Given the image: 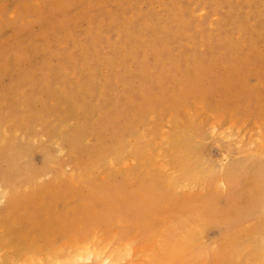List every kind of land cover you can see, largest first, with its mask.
Wrapping results in <instances>:
<instances>
[{"label":"rangeland","instance_id":"374dc122","mask_svg":"<svg viewBox=\"0 0 264 264\" xmlns=\"http://www.w3.org/2000/svg\"><path fill=\"white\" fill-rule=\"evenodd\" d=\"M263 136L264 0H0V264H264Z\"/></svg>","mask_w":264,"mask_h":264},{"label":"bare ground","instance_id":"6f19581e","mask_svg":"<svg viewBox=\"0 0 264 264\" xmlns=\"http://www.w3.org/2000/svg\"><path fill=\"white\" fill-rule=\"evenodd\" d=\"M188 132V131H187ZM264 137V136H263ZM262 137V138H263ZM174 139V138H173ZM197 139V138H196ZM172 140V139H171ZM177 141V140H176ZM170 143V142H169ZM175 143H177V142H175ZM264 143V142H263ZM171 144V143H170ZM261 144H262V142H261ZM117 145V144H116ZM120 145V144H119ZM263 145V144H262ZM167 146H168V144H167ZM261 146V145H260ZM169 147V146H168ZM167 147V148H168ZM260 148V147H259ZM262 149V148H261ZM168 151H170L169 150V148H168ZM180 152V151H179ZM179 152H177V154L179 153ZM172 153H174V152H172ZM176 154V153H175ZM181 154H182V152H181ZM241 154H242V152H241ZM168 155H171V154H168ZM224 155V154H223ZM235 156H236V154H235ZM175 157V156H174ZM173 157V158H174ZM175 159V158H174ZM173 160V159H172ZM178 160V159H177ZM182 162V161H181ZM180 162V163H181ZM173 164V163H172ZM187 165V164H186ZM204 165V164H203ZM216 166V165H215ZM221 168H222V166H221ZM220 168V169H221ZM257 168V167H256ZM232 169V168H231ZM225 170V169H224ZM252 170V169H251ZM257 170V169H256ZM186 171V170H185ZM226 171H227V169H226ZM193 172V171H192ZM191 172V173H192ZM257 172V171H256ZM182 173V172H181ZM231 173V172H230ZM196 174V173H195ZM209 174H210V172H209ZM212 174H213V172H212ZM187 176V175H186ZM189 176V175H188ZM224 175H222V177H223ZM218 177V176H217ZM183 178H185V177H183ZM230 178V177H229ZM195 179V178H194ZM197 180V179H196ZM258 180V179H257ZM219 183H223L222 182V179H220L219 181H218ZM257 185V184H256ZM262 185V184H261ZM197 226V225H196ZM198 227V226H197ZM196 227V228H197ZM200 229V228H199ZM198 230V229H197ZM199 232V231H198ZM191 233V232H190ZM256 234V233H255ZM185 235V237H186V234H184ZM183 235V236H184ZM262 240V239H261ZM196 242V241H195ZM261 242V241H260ZM198 243V242H197ZM203 243V242H202ZM185 245V246H187L186 244H189V243H186V240H184V239H180V243H178V245L174 248V252H175V255H181L183 252H184V249H182V245ZM204 244V243H203ZM243 244V243H242ZM261 244H262V242H261ZM192 245V244H191ZM190 245V246H191ZM184 246V247H185ZM189 246V245H188ZM187 246V247H188ZM189 246V247H190ZM262 246H263V244H262ZM237 247V246H236ZM255 248V247H254ZM253 248V250H255ZM258 248V247H257ZM242 249V248H241ZM246 249V248H245ZM264 249V248H263ZM251 251H252V249H250ZM250 250H248L250 253H252ZM256 250H258V249H256ZM259 251H261V250H259ZM264 251V250H263ZM192 254H193V252H192ZM245 254V253H244ZM263 254V253H262ZM74 256L76 257V258H79V259H81V260H94V264H98V262H100V261H106L108 264H117L118 263V261L121 259V257H122V253L118 250V249H114L113 251H111V252H109V253H104L102 250H100V249H92L91 247H90V245L89 244H87L86 243V246L84 247V248H82L81 250L80 249H77L76 250V252L74 253ZM181 256H183V254L181 255ZM187 256V255H186ZM194 256V255H193ZM249 256V255H248ZM254 256V255H253ZM252 256V257H253ZM234 257V256H233ZM237 257V256H236ZM244 258H245V256H243ZM255 257V256H254ZM240 258V257H239ZM257 260V259H256ZM261 260H263V259H261ZM162 264H164V262L162 263ZM169 264H170V261H169Z\"/></svg>","mask_w":264,"mask_h":264}]
</instances>
